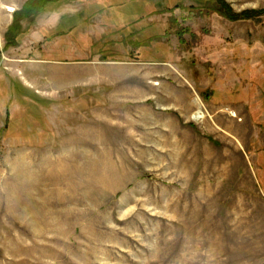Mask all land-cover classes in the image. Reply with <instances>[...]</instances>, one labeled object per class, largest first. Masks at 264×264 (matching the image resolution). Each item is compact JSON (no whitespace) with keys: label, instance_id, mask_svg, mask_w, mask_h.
Returning a JSON list of instances; mask_svg holds the SVG:
<instances>
[{"label":"rangeland","instance_id":"rangeland-1","mask_svg":"<svg viewBox=\"0 0 264 264\" xmlns=\"http://www.w3.org/2000/svg\"><path fill=\"white\" fill-rule=\"evenodd\" d=\"M1 1L0 264H264V0H64L54 27ZM112 56L194 79L188 144H54L92 99L51 68Z\"/></svg>","mask_w":264,"mask_h":264},{"label":"crops","instance_id":"crops-1","mask_svg":"<svg viewBox=\"0 0 264 264\" xmlns=\"http://www.w3.org/2000/svg\"><path fill=\"white\" fill-rule=\"evenodd\" d=\"M1 4L6 5L5 7L12 6L14 0H2ZM53 5L51 8L55 7L54 11H42L44 15L41 18V21L51 27L56 26L62 19L61 15L66 12V6L69 4L59 7ZM6 11L8 15L5 20L8 21L9 13L14 11H8V7ZM121 58L116 57L112 61L99 63L64 62L59 63L60 68H51L50 79L54 80L58 88L72 90L83 87L87 90V94L83 96L84 100L92 99L90 104L89 100L87 101L85 108L82 107L76 113L70 112L71 116L78 118L75 123L67 124L65 130L64 125L54 126V144H122L118 141L121 140L119 134L122 133H125L126 137L123 136V144L190 142L187 137L191 134L193 115L198 110L203 111L201 98L193 93L194 79L175 65L174 69L158 72L156 82L160 83H154L151 90L133 86V82H129L133 76L127 77L118 73V65L124 64V59ZM46 60L48 58L41 61L48 62ZM147 81L151 82L149 79ZM106 86L110 88L101 95L94 94V89L99 91ZM94 99L99 104H94ZM147 100L154 102L149 104ZM48 117L51 118L50 113Z\"/></svg>","mask_w":264,"mask_h":264},{"label":"trees","instance_id":"trees-1","mask_svg":"<svg viewBox=\"0 0 264 264\" xmlns=\"http://www.w3.org/2000/svg\"><path fill=\"white\" fill-rule=\"evenodd\" d=\"M62 1H64V0H29V6L31 7V4H33L34 2L36 3V2H38V4L36 5L37 7H38V10L37 11H39L40 13L42 12V11H45V10H47V9H49V8H51V6H54L53 4H55V5H58L59 3H61ZM97 1H99V2H101V1H104L105 2V0H97ZM104 2H101V3H104ZM107 3V5H112L111 3H112V1L111 0H109L108 2H106ZM37 7H35L34 6V8H37ZM227 8H228V6H227ZM227 12H228V10H227ZM226 12V13H227ZM263 11H250V12H247V13H244V14H242V16H246L247 15V17H249V16H251V15H253V14H260V13H262ZM233 15V14H232ZM233 16H235V15H233ZM235 17H239V14H236V16ZM16 26V28H18V26H17V21H16V24H15ZM64 32H60L59 34L61 35V34H63ZM15 39V38H14ZM10 43H14V45H17L18 44V42H15V41H13V40H10ZM93 47L92 48H94L95 47V49H96V45H92ZM101 47H102V49L103 50H105V51H109V48H107L105 45L104 46H102L101 45ZM99 48V47H98ZM99 49H101V48H99ZM98 49V52H100V50ZM110 52V51H109ZM142 56V54H140V57ZM64 59H65V57L64 56H62ZM62 57H60L61 59H63ZM111 58H116L115 56H112ZM49 59V58H48ZM133 59H139V55H135L134 57H133Z\"/></svg>","mask_w":264,"mask_h":264},{"label":"bare ground","instance_id":"bare-ground-1","mask_svg":"<svg viewBox=\"0 0 264 264\" xmlns=\"http://www.w3.org/2000/svg\"><path fill=\"white\" fill-rule=\"evenodd\" d=\"M8 10H13V8L12 7H8ZM204 117V114H203V112L201 111V110H198L194 115H193V119L194 120H200V119H202Z\"/></svg>","mask_w":264,"mask_h":264}]
</instances>
